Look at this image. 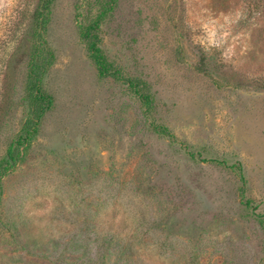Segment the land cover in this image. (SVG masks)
Wrapping results in <instances>:
<instances>
[{
	"label": "rangeland",
	"instance_id": "obj_1",
	"mask_svg": "<svg viewBox=\"0 0 264 264\" xmlns=\"http://www.w3.org/2000/svg\"><path fill=\"white\" fill-rule=\"evenodd\" d=\"M37 5L0 0V264H264V0Z\"/></svg>",
	"mask_w": 264,
	"mask_h": 264
},
{
	"label": "trees",
	"instance_id": "obj_2",
	"mask_svg": "<svg viewBox=\"0 0 264 264\" xmlns=\"http://www.w3.org/2000/svg\"><path fill=\"white\" fill-rule=\"evenodd\" d=\"M53 1L54 0H38V5L33 11L31 18H32L33 22L36 24V26L38 27L37 28L38 29V41H41L42 35H44V31H45L46 25H47L48 20H49L50 5L53 3ZM103 15H105V12L102 13V15L93 23V25H90L88 28H86L84 31H82L81 36L83 37V39L88 44V50L90 53V57L93 60L94 64L97 66L99 74L101 76H107V75L110 76L111 75V76L119 77L118 76L119 73L116 71H113L112 68L107 63V59H106L105 55L102 53V50L98 45L99 44V37L95 33V31L98 28V26L100 24V20L103 17ZM42 43H43V41L40 42V44L37 47L34 46V50L37 51ZM35 51H33L31 53L32 58H36L40 54L39 52H35ZM32 88H33V98L35 101H37V102L48 101V104L50 105L51 99H50V97L45 96L42 93V89L40 86V77L38 75H35V77H34V82H33ZM143 98H144L146 104L149 105V102H150L149 97L143 95ZM44 111H45V109L42 108V110L40 111V114L37 116L36 122H33V125L25 126L23 134L20 135L19 139L16 141L15 145L22 149V152L19 155V157H16V155H15V147L14 146H11L9 148L8 160L5 161L6 163L9 162L7 164L11 163L10 165H8L9 169H7V167H5L8 171L10 170V168H15L17 163L22 160L23 155L25 154V151L28 148L32 137L37 133L38 120L44 114ZM162 130L165 133L167 132L166 128H162ZM169 137L173 139L172 134H170Z\"/></svg>",
	"mask_w": 264,
	"mask_h": 264
}]
</instances>
